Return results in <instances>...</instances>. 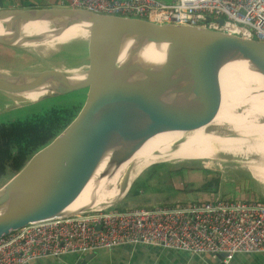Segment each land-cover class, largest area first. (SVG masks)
<instances>
[{"label":"water","instance_id":"water-1","mask_svg":"<svg viewBox=\"0 0 264 264\" xmlns=\"http://www.w3.org/2000/svg\"><path fill=\"white\" fill-rule=\"evenodd\" d=\"M29 22L43 26L21 33ZM0 24V45L20 50L73 28L86 62L81 69L75 59L71 69L0 66V93L10 102L0 112L85 89L70 121L0 187V237L30 222L107 210L117 202H98V184L148 140L174 129L205 133L219 123L221 102L242 100L247 89L264 95V42L254 39L63 6L2 9ZM237 64L251 66L238 81L250 80L231 88L226 75Z\"/></svg>","mask_w":264,"mask_h":264},{"label":"built area","instance_id":"built-area-1","mask_svg":"<svg viewBox=\"0 0 264 264\" xmlns=\"http://www.w3.org/2000/svg\"><path fill=\"white\" fill-rule=\"evenodd\" d=\"M60 5L158 24L204 26L264 42V0H60ZM206 16L211 19L206 21ZM213 198L30 222L0 237V264H29L37 257L84 254L120 244L202 255L224 252V263L236 253L264 252V201L227 200L219 194Z\"/></svg>","mask_w":264,"mask_h":264},{"label":"rangeland","instance_id":"rangeland-1","mask_svg":"<svg viewBox=\"0 0 264 264\" xmlns=\"http://www.w3.org/2000/svg\"><path fill=\"white\" fill-rule=\"evenodd\" d=\"M47 5L45 3H35L33 6ZM52 5V4H51ZM22 7V6H20ZM19 6H11L10 8H20ZM81 46V53L84 56L80 58L77 57L75 60L82 62L80 67L83 68L86 65L85 62V51L82 39L79 37H72L65 40L55 41L48 45H43L35 48H30L33 56L37 57H47L55 49L60 46H65L70 44ZM83 46V47H82ZM19 51H23L17 49ZM23 52H18L17 56L22 55ZM75 60H71L68 63H73ZM68 63L65 60H56V59H44L41 63H32L27 68H43V67H63L71 69L72 67L68 66ZM7 66L4 68L10 67H21L15 69H25V63L14 59L9 62H2ZM10 66V67H8ZM11 69V68H10ZM85 89H80L72 91L66 94L53 96L39 100L37 102L19 106L16 108L7 109L0 112V123L9 122L17 119H25L28 116L42 112L45 109L50 107H62L69 105L73 102L83 98ZM5 101V100H4ZM4 101L0 100V106L5 104ZM10 103V102H9ZM8 103V104H9ZM7 104V105H8ZM5 105V106H7ZM4 106V107H5ZM245 106V105H244ZM2 107V108H4ZM243 106H240L237 111H241ZM260 123L264 122V114L258 115L254 120ZM206 134L219 135L226 137H237L243 139V143L240 146V151L236 152H227V151H217L211 157L208 158H196V159H187L186 158H163L149 161L144 165H141L138 168L132 170L133 164L131 163L118 177L115 184L108 183L106 184L104 191L107 192L113 187L117 189L118 194L113 198V203H119L122 201L123 193L126 190L128 184L132 182L138 176H143L146 169L149 165L155 162L166 161L172 163L167 167L175 169L181 164H187L188 167H193L189 169H184L178 173H172V175H166L160 179L154 178L150 180L149 190L144 192L143 197L145 199L139 200L140 202H145L148 207H158V206H178L181 204H187L190 202H200L205 200L214 199L213 197L216 194L222 199L227 200H237V201H255L257 203H262L260 196L261 190L264 191V186H259L254 179L252 178L254 172L252 169L257 168L256 166L264 165V153L262 150H256V146L259 145L257 142L261 141L260 136L255 134L241 135L238 132L234 131L232 127L225 123H217L213 127L205 131ZM178 163H181L178 165ZM203 166L207 169H210L211 172H203L200 169H197L196 166ZM249 167V168H248ZM252 168V169H251ZM252 171H250V170ZM253 173V174H252ZM220 176V182L218 185V192L211 194L210 191H198L199 187L204 181H208L211 177L216 175ZM255 175V174H254ZM256 176V175H255ZM8 175L0 177V187L9 179ZM261 179V178H259ZM263 180V179H261ZM264 181V180H263ZM112 187V188H111ZM171 187L173 191L170 190ZM211 189V188H208ZM116 203V204H117ZM143 206V205H142Z\"/></svg>","mask_w":264,"mask_h":264},{"label":"bare ground","instance_id":"bare-ground-1","mask_svg":"<svg viewBox=\"0 0 264 264\" xmlns=\"http://www.w3.org/2000/svg\"><path fill=\"white\" fill-rule=\"evenodd\" d=\"M42 23L29 22L22 26L21 33H29L31 31L38 30L42 27ZM73 27V26H72ZM75 28V27H74ZM76 29V28H75ZM2 30L0 24V32ZM76 32L73 28L63 31L54 40H65L74 37ZM53 42H49L48 45ZM44 45V46H45ZM251 66L237 64L230 66L226 75L227 83L229 87L236 88L244 81H249V78L243 77L240 81L241 75H250ZM253 71V70H252ZM255 72V71H254ZM256 73V72H255ZM257 75V73H256ZM238 81V82H234ZM259 82L264 81L262 76L258 78ZM247 92L240 94V99L233 97L230 98L224 105L221 102V106L216 116H221L220 123L228 124L232 129L241 135L255 134L260 136L261 141L257 142L256 150H262L264 153V122L260 123L254 120L258 115L264 114V95L263 94H251V90L247 89ZM239 98V97H238ZM245 105V106H244ZM240 106H243L241 111H237ZM213 134V133H212ZM209 135L201 130L184 131L182 129L168 130L157 134L150 140H148L129 160H126L112 175L101 180L98 184L95 193L98 202H105L112 200L117 194V189L112 188L108 192L104 188L106 184L117 181L119 175L131 164H133L132 170L144 165L149 161L156 159L169 158H186V159H198L211 157L217 151L236 152L240 151V146L243 143V139L237 137H217ZM119 152H114L110 157H116ZM108 155L103 159L107 160ZM257 168H251L254 174L264 180V165L256 166ZM92 193L85 196L87 199Z\"/></svg>","mask_w":264,"mask_h":264},{"label":"trees","instance_id":"trees-1","mask_svg":"<svg viewBox=\"0 0 264 264\" xmlns=\"http://www.w3.org/2000/svg\"><path fill=\"white\" fill-rule=\"evenodd\" d=\"M10 7L11 6L6 5L3 9H23V7ZM34 8L36 7L34 6ZM18 52L23 53L22 55L17 56ZM81 56H84L81 53V46L71 45V43L65 46H60L47 57L33 56L29 50L19 51L14 48L0 45L1 67L7 66L6 64H2V62L5 63L14 59L25 63V67L22 68L29 69L31 67L27 68V66L32 63H41L44 59L65 60L68 63ZM71 65H73V63H68L69 67ZM10 68L15 69L21 67ZM82 99L66 106L50 107L42 112L28 116L25 119L0 123V177L8 175V178H10L23 166L36 150L48 143L75 115ZM179 164L181 163H178V165ZM169 165H172V163L166 161L155 162L149 165L143 176L140 175L132 181L128 192L122 201L109 207L107 210L120 211L133 206L141 207L142 205V207H148L145 202H140L139 200L145 199L143 194L149 190L150 180L155 177L160 179L168 174L172 175V173L180 174L184 169L193 168L188 167L189 165L184 163L175 169L167 167ZM196 168L203 172H211L210 169L200 165H197ZM219 182L220 177L217 174L216 176L211 177L208 181H204L199 187H197V190H208L211 194H215L218 192ZM173 188L174 187H171L170 190L173 191Z\"/></svg>","mask_w":264,"mask_h":264},{"label":"crops","instance_id":"crops-1","mask_svg":"<svg viewBox=\"0 0 264 264\" xmlns=\"http://www.w3.org/2000/svg\"><path fill=\"white\" fill-rule=\"evenodd\" d=\"M158 1L170 3L174 0ZM2 2L3 7L8 5L34 8L33 4L35 3L47 4L41 5L42 7L61 6L60 0H2ZM35 7L37 8L38 6ZM6 98L0 93V100H5V104L8 102V98ZM5 104H2V106ZM252 178L259 186H264V181L259 179L260 177L253 174ZM260 193L262 202L264 200V191L261 190ZM29 264H264V252L236 253L227 263H224L223 258L218 259L211 254H193L186 251L153 247L145 244H120L84 254L65 253L58 257H37Z\"/></svg>","mask_w":264,"mask_h":264},{"label":"flooded vegetation","instance_id":"flooded-vegetation-1","mask_svg":"<svg viewBox=\"0 0 264 264\" xmlns=\"http://www.w3.org/2000/svg\"><path fill=\"white\" fill-rule=\"evenodd\" d=\"M84 93H85V90H84Z\"/></svg>","mask_w":264,"mask_h":264}]
</instances>
